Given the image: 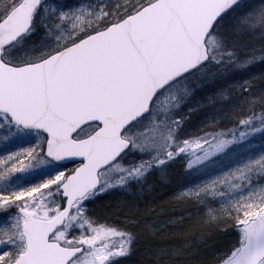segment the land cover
Listing matches in <instances>:
<instances>
[{
	"label": "snow or ice",
	"instance_id": "1",
	"mask_svg": "<svg viewBox=\"0 0 264 264\" xmlns=\"http://www.w3.org/2000/svg\"><path fill=\"white\" fill-rule=\"evenodd\" d=\"M0 142V264H264V0H0Z\"/></svg>",
	"mask_w": 264,
	"mask_h": 264
},
{
	"label": "trees",
	"instance_id": "2",
	"mask_svg": "<svg viewBox=\"0 0 264 264\" xmlns=\"http://www.w3.org/2000/svg\"><path fill=\"white\" fill-rule=\"evenodd\" d=\"M193 182L195 177L192 178ZM187 183V180L184 177V169L180 166V163L172 165L167 169V181L161 182L159 177H150V184H153V190L150 194V206H159L164 204H169L176 194L179 191L183 184ZM108 196L105 195L99 199V203L96 205V210L99 213V218L101 221L105 219L110 214L111 209L107 206L111 205L115 207L117 202L107 200ZM143 207V204H142ZM195 219V217H194ZM226 227L221 225V228ZM228 236L229 238H226ZM236 239V231L234 227H227V232L220 230H213L212 235L208 238L207 243L211 246L208 251L212 252L214 250H223L225 247L230 246V244ZM141 251H136L138 256H141ZM132 257V256H131Z\"/></svg>",
	"mask_w": 264,
	"mask_h": 264
},
{
	"label": "rangeland",
	"instance_id": "3",
	"mask_svg": "<svg viewBox=\"0 0 264 264\" xmlns=\"http://www.w3.org/2000/svg\"><path fill=\"white\" fill-rule=\"evenodd\" d=\"M203 119V116L200 114V113H194L193 114V117H192V121H191V124H190V129L189 130H195V128L199 127L200 126V122L201 120ZM254 144H259L260 141L259 140H254L253 141ZM28 145L25 144L23 145V147H27ZM2 148H3V143L0 142V155H3L5 154L3 151H2ZM12 151H15L17 150L16 148H12L11 149ZM74 165H69V167H73ZM149 183H150V178H149ZM134 191V190H133ZM152 192V191H151ZM151 192H146L145 193V200L150 204V194ZM108 197L106 198L107 200H111V201H114V202H117V203H120V202H127V201H131L133 199V196L131 193H128V194H123V193H117L115 195H107ZM99 203V200H97L95 203L93 204H89V208L90 209H94L95 210V213L96 215L99 217V213L97 212V208H96V205ZM141 206L142 204H144V201L142 200L141 202ZM226 238H229L228 236H226ZM142 247V244L140 246L137 247V249L133 252L132 255H130L129 257L125 258L123 260V264H140L141 262V259L142 257L138 256V253L139 251H141V248ZM138 250V253L136 252ZM132 256V257H131Z\"/></svg>",
	"mask_w": 264,
	"mask_h": 264
}]
</instances>
